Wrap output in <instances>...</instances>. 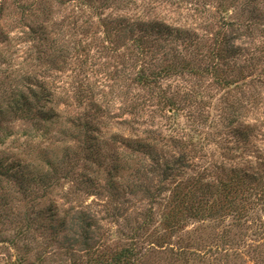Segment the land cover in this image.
<instances>
[{
	"label": "rangeland",
	"instance_id": "obj_1",
	"mask_svg": "<svg viewBox=\"0 0 264 264\" xmlns=\"http://www.w3.org/2000/svg\"><path fill=\"white\" fill-rule=\"evenodd\" d=\"M89 1L92 8L88 0H0V105L18 90L42 84L53 93L59 115L52 138L28 139L24 130L31 124L19 118L6 115L2 123L10 133L0 144V159L23 167L29 178H43L28 180L25 191L1 180L0 264H111L115 252L130 245L131 226L146 213L147 233L157 227L174 183L167 181L162 194L151 198L145 188L156 190L158 178L135 173L144 158L137 155L131 168L117 173L120 187L111 194L101 167L85 159L76 139L61 135L78 113L94 118L102 166L110 165L114 151L127 153L123 139L134 136H148L159 154L184 157L181 166L188 173L243 163L264 152V0ZM229 20L241 27L230 31ZM136 21L165 24L183 31L184 38L144 36L156 45L139 56L130 36L142 32L125 25ZM222 32L240 36L234 42L243 50L219 61L218 69L234 82L228 87L204 69ZM184 62L186 70L162 79L159 87L134 80L141 69ZM162 94L172 96L178 110L167 109L157 96ZM232 118L254 125L243 153L228 151L237 125H230ZM64 146L70 156L60 164L55 157ZM48 208L56 211L54 217ZM79 211L87 215L82 221ZM231 220L187 219L169 246L140 239L136 249L143 255L133 264H264V213L257 210L237 225ZM26 223L30 230L20 231ZM85 224L86 233L80 227ZM179 245L192 253L184 261L173 257Z\"/></svg>",
	"mask_w": 264,
	"mask_h": 264
},
{
	"label": "trees",
	"instance_id": "obj_2",
	"mask_svg": "<svg viewBox=\"0 0 264 264\" xmlns=\"http://www.w3.org/2000/svg\"><path fill=\"white\" fill-rule=\"evenodd\" d=\"M80 1L82 3L85 0ZM88 4L91 7L92 3L89 0ZM129 23L125 24L128 26V29L132 31L139 29L142 32V34L130 36L132 46H134L139 56H145L150 51V47L156 45L153 42L155 39L152 38L144 41V36L150 37L152 34H155L156 36L158 35L164 38V40L184 38L183 31H177L162 23L143 21ZM226 26L230 31H237L241 27V24L238 20H229L226 22ZM220 35V38L217 37L214 41L215 45L211 50L212 62L204 69L214 76L217 84L228 87L233 85L234 82L222 70L218 69L220 65L219 61L227 58L234 59L236 55L243 54V50L241 45L236 46L234 42L240 39V36L226 37L224 32ZM187 67L188 64L184 62L180 64L168 63L150 72H147L146 69H141L136 73L134 80L140 86L159 87L161 86L160 82L162 79L173 75L175 72L181 73ZM260 78L263 77L259 76V80ZM260 81L263 82L264 79ZM32 85L34 84L28 85L25 91L18 90L6 105H0V144L3 143L10 133L7 131V127L2 130V123L6 119V115L19 118L31 124V130H24L28 139L43 136L52 138V127L59 119V115L55 111V104L53 103L54 95L45 85ZM160 91H162V88ZM162 95L157 96L163 97V101L161 102L165 104L167 109L173 111L178 110V106L172 96L167 97ZM92 110L96 111V109ZM89 112L92 111L90 110ZM236 119L232 118L230 125L235 124ZM67 124H70L71 129L65 128V130H60L62 131L61 135L66 138L76 139L77 147L84 151L85 159L101 167L100 169L106 174V185L111 191V194L112 189L115 190L117 187H120L117 184V173L126 167L131 168L130 163L137 158V155L143 156L144 158L138 161L140 165L139 168L134 169L135 173H150L158 178L156 190L151 192L148 186L145 188L146 193L151 198L155 199L156 196L162 194V185L167 181L174 183L171 188H168L169 194L164 199L163 209L159 215L157 227L147 233V230L150 229L151 222H149L150 215L146 213L140 222H136L131 226L132 234L130 236V245L115 252L111 259L113 262L111 264H133L137 259L136 257L139 256L140 259L143 253L141 252L140 255L136 249L140 239L147 240L148 244L152 246H169L171 244V237L183 228V224L187 219L210 218L215 220L229 215L232 218L231 221L233 224L237 225L247 219L250 220L252 214L257 210L264 213V152L262 151H257V154L253 158L246 157L243 163L228 165L225 162H221L219 164H212L211 167L205 165L201 170H196V173H188L181 166V161L184 157L175 158L173 155L167 157L159 154L157 153L155 142L147 140L148 138L146 137L148 136H134L123 139L127 153L120 152L118 155V152L114 151L111 154L110 165L102 166L98 161L100 157L98 151L100 135L98 134V128L94 122V118L90 117L88 112H81L69 117ZM253 132L254 125L250 126V124H245L244 121H237V125H233L232 127L231 137H234L233 147L229 148L228 151H231L232 154L237 152L243 153L245 147L251 144L250 137H252ZM77 137L81 138L77 139ZM62 152L60 156L55 157V159H59L58 162L60 164H63L70 156L67 146H64ZM121 160L124 163L119 165ZM47 164H50V162H47ZM27 174L23 167L5 163L0 159V183L2 182L1 180H5L6 184L18 185L22 191H25L28 188L26 185L28 180L32 182L43 178H41V175H35L29 178L30 175ZM86 178L88 181L91 179L89 176ZM48 209L49 218L54 217L56 211L50 208ZM78 213H80L78 214V218L80 219L87 216L83 215L81 211ZM86 226L85 224L80 227L83 230V227ZM24 227L25 229L20 231L27 232L30 230V223H26ZM85 230H83L84 233H86ZM176 240L180 242L182 239L178 236ZM186 246L179 245L177 250L174 251L173 257L176 260L184 261L188 257L187 255H192L191 252H188ZM193 254L195 256V252Z\"/></svg>",
	"mask_w": 264,
	"mask_h": 264
}]
</instances>
